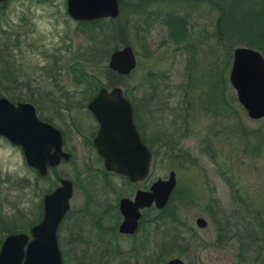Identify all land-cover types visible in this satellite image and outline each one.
I'll return each mask as SVG.
<instances>
[{"label": "rangeland", "instance_id": "1", "mask_svg": "<svg viewBox=\"0 0 264 264\" xmlns=\"http://www.w3.org/2000/svg\"><path fill=\"white\" fill-rule=\"evenodd\" d=\"M121 2L122 8L117 2L118 15L115 20H107L103 26L105 44L100 49L108 50L110 54L123 46H129L136 66L132 73L123 77L109 76L102 71L98 81L105 85L102 88L106 90L119 87L122 92L134 97L137 120L150 145L149 151L158 152L150 169L151 179L164 180L169 171L174 173L175 192L167 203L166 213L174 217L175 230L186 233H183L184 240L175 243L174 250L165 260L175 257L183 264H252V248L244 249L248 247L245 232L256 228L258 222L264 223V117L249 119L237 104L228 82L231 56L219 90H222L223 102L234 114L218 110V114L213 115L210 111H204L205 88L199 86V78L209 59L212 61L213 54L217 57V63L223 53L211 35L215 15L204 14L206 17L194 21L197 26L194 33L196 41H203L207 46L199 44L196 47L195 58L198 62L189 70L195 86L190 90L186 88L189 69V62L186 66V52L175 51L176 47L158 21L171 11L186 19V1ZM139 2L140 6L132 9L131 5H138ZM64 3L65 0L47 3L11 0L0 11L1 29L15 30L20 35L12 67L8 59L0 63L1 97H11L18 84H31L46 91L55 89V84L64 88L72 85L67 66L76 58L78 51L87 46V42L79 34L80 26L67 17ZM148 12H159L160 17L156 19L148 15L146 22H151L152 28L144 34L134 26L142 27V20ZM201 27L207 31L205 38L198 31ZM98 31L97 28L95 33ZM7 41V33L0 32V47H6ZM55 56L57 66L54 65ZM107 58L102 65L106 66ZM3 67L4 78L1 77ZM55 70H58L57 74ZM19 95L22 96V93ZM39 112L41 117L64 126L69 145L79 148L66 118L71 123L79 121L87 125L84 110H74L69 116L63 114L62 119H57L43 107ZM174 129H177L179 140L171 151H174V155L178 154L177 151L186 152L194 160L193 164L188 163L186 158L182 162L164 156L165 148L159 140L162 133H171ZM71 152L73 155L68 163L56 167L53 173L47 175V179L38 180L35 173L24 165L20 151L0 138V234H6L5 225H9L12 228L7 229L13 232L11 234L28 235L33 225L27 233L14 231L19 226L26 229L29 222L34 221V225L39 222L42 216V209L41 215L38 210L41 208V198L57 186L59 179L72 183L69 211L58 228L60 248L65 255L63 264H74L73 252L70 251L74 245L69 240L79 209L87 208L88 225L92 219L99 218L103 227L107 218L101 214L104 202L113 199L112 194H103L104 177L95 169L97 162L93 155L89 151ZM89 163L91 166H88ZM109 179L112 186L122 185L118 178ZM199 217L206 222L204 229L194 225V220ZM212 218L223 229L220 248H216L218 232L215 231ZM88 225L84 226L82 232L84 240L94 237L95 231L89 229ZM77 253L80 251L77 250Z\"/></svg>", "mask_w": 264, "mask_h": 264}, {"label": "water", "instance_id": "2", "mask_svg": "<svg viewBox=\"0 0 264 264\" xmlns=\"http://www.w3.org/2000/svg\"><path fill=\"white\" fill-rule=\"evenodd\" d=\"M2 1L4 0H0ZM65 13L75 22L114 19L118 15L117 2L65 0ZM135 66L136 60L129 46L112 51L106 63L107 69L119 76H127ZM228 82L234 91L237 104L246 116L252 120L263 118L262 56L252 49L234 48L231 51ZM87 110L98 124L92 142L104 170L130 182L144 180L148 175L151 154L138 137L130 104L121 89L119 87L99 89L88 103ZM0 137L11 146L19 147L24 165L39 178H44L48 169L69 159V155L62 149L60 132L38 120L34 108L27 103L13 106L0 98ZM174 187V173L169 171L166 179L157 178L148 192H137L133 202L120 201L121 213L131 214V217L121 225L120 230L135 228L138 208L147 207L151 203L158 209L164 207ZM71 194V182L60 179L50 193L43 195L41 219L30 228L28 235L17 233L4 237L0 245V264H62L55 231L68 210ZM128 207H131L130 212ZM194 225L202 229L205 221L200 217L196 218ZM167 264L182 262L171 259Z\"/></svg>", "mask_w": 264, "mask_h": 264}, {"label": "flooded vegetation", "instance_id": "3", "mask_svg": "<svg viewBox=\"0 0 264 264\" xmlns=\"http://www.w3.org/2000/svg\"><path fill=\"white\" fill-rule=\"evenodd\" d=\"M9 1L11 0H4L0 2V11L7 6ZM27 1L33 3H47L52 0H27ZM64 7H65V3H64ZM22 21L24 20H21V22ZM0 32L2 34L7 33L8 35L7 46L0 47L1 49L0 55H3L4 48H6L7 51L6 59H8L9 61V63L8 61L7 63L10 64L9 66L12 67V63L15 62L14 53L18 52L17 51L19 46L18 38L20 35L15 30L5 31L1 29V27H0ZM54 65L55 66L58 65L56 56L54 57ZM54 73L57 74L58 70H55ZM55 85H56L55 89L50 88L48 89V91H46V90L38 89L36 87H32L31 84H18L15 85L17 88L13 90L14 92L12 93L13 95L11 97L4 98L0 96V98L7 100L13 106L18 103H27L31 105L34 108V112L38 120L51 125L60 132L62 136V149L69 155V159L67 161L60 162L59 165L63 163H68L71 160V157L73 155L72 154L73 152L71 151H89V153L93 155L95 161L97 162V167L95 169L100 173L104 172L108 174V177L104 179L103 194L110 193L113 195L112 197L113 199L109 202L107 201L104 202L101 211V214L107 217L106 221L102 227L100 219L95 218L92 219L88 225L87 224L88 220L86 219V216L89 214V212L87 208L79 209L80 211L78 210L79 213L77 217H75L73 231L71 232V238L69 240V242L73 243L74 245L71 246L72 249H70V251L73 252L72 253L74 260L73 263L74 264H167V262L171 259H178L175 257H171L170 259L165 260V258L168 257L169 254H171V251H173L175 247V227H173L174 217H171L169 216V214L166 213L168 210L166 207L167 203L175 187L170 193L164 207L158 209L154 207L153 203H151L147 207L138 208L137 209L138 218L136 219L135 228L133 230H128L129 228L125 230H120L121 225L131 217V214L128 212H124V214L121 213L120 201L127 200L129 202H133L135 194L137 192H148L152 183H154L155 180L157 179L156 178L152 180L150 174V169L152 168V160H153L152 151H149L151 154V161L149 165L148 175L144 180L130 182L123 177L106 172L102 166V161L96 155L95 152L96 150L92 142L96 134V131L98 129V124L93 118V116L90 114V112L87 110L88 103L96 95L98 91L91 98L86 99L89 96L88 94L89 90H87V88H90V86L88 85L72 83V85H70L68 88H64L59 84H55ZM14 93H17L16 94L17 96H14ZM21 93L22 96L19 95ZM129 104L132 110L133 124L138 134V137L140 141L144 144V146L149 150L150 145L145 144L143 142V137H145V135L143 133L141 124L138 123V121H136L134 118V110H133L134 107L130 102ZM37 107L39 108L43 107L45 109H48V111L53 113L57 119H62L63 114L69 116L71 113H73L74 110H78V109L84 110L86 114L85 116L87 119V125H84L82 123L80 124L79 121L78 122L73 121L71 123L68 117L66 118V122L68 123V125L71 124L70 133L74 135V139L76 138L78 140L79 148L69 145V136L66 133V129L64 128L63 125H62L63 127H61L51 122V120L49 122L46 121L45 120L46 118L40 116V112L39 110H37ZM135 114H136V110H135ZM64 122H62L61 124H63ZM11 147L20 151L19 147H15V146H11ZM58 166H55L53 168L55 169ZM88 166H91V164L89 163ZM50 169H48L47 175ZM109 177H115L120 179L122 185H119L118 187L112 186ZM71 188L73 190L72 183H71ZM130 208L131 207H128L129 212L131 210ZM68 211H69V202H68V210L61 218L55 231L56 244L60 252L62 264L65 261V255L63 254L64 252L63 249L60 248L58 228L61 222L63 221L64 217L67 215ZM87 225L89 229L95 231V233L93 234L94 236L93 238L84 240L82 236V232L85 228L84 226ZM205 227H206V222L204 228ZM222 230H223L222 226L220 225V231L218 234L219 242L216 248H220L221 246ZM179 231L181 238L180 240H184L183 233L185 234L186 232L182 230ZM148 248L150 249V251ZM77 250H79L80 253H77Z\"/></svg>", "mask_w": 264, "mask_h": 264}, {"label": "trees", "instance_id": "4", "mask_svg": "<svg viewBox=\"0 0 264 264\" xmlns=\"http://www.w3.org/2000/svg\"><path fill=\"white\" fill-rule=\"evenodd\" d=\"M150 0H145V2H149ZM156 1V0H152ZM158 1V0H157ZM172 1V0H170ZM186 1V19L185 16L175 14L173 11L167 12L164 18H161L159 24L163 26L167 32L168 38L172 41V44L176 47L175 51L186 52L187 64L189 62V69L186 75V88L192 90L194 88V79L192 77V70L197 64V59L195 58V50L197 45L204 46L205 44L199 41H196L194 37L195 30H197L196 23L194 21L199 18L206 17L208 15L214 14V18L212 20V37L215 38L216 42L222 48V58L220 61L216 63L217 57L213 54L212 61L209 59V63H207L206 69L201 73V78L199 86L204 87V111H210L213 115L218 114V110H221L222 113L225 114H234L232 111L228 110V107L223 102L221 97V91L219 90V85L222 84L223 73L227 69L229 65V59L231 56V51L233 48L237 46L246 47L253 49L260 53L264 60V0H184ZM118 6L122 8L121 0H117ZM142 2V1H140ZM138 5H131L132 9H137L141 3ZM119 8V9H120ZM123 11V10H122ZM121 13V9H120ZM152 15L154 18L158 19L159 12H148L147 16L144 17L143 26L135 25L134 28L138 31L140 30L144 34L150 32L152 26L151 22H146L148 19V15ZM206 16H205V15ZM112 21L115 19H98L90 22H76L79 28V34L84 37L87 42V46L82 48L76 54V58L72 60V62L67 66V72L71 75V81L73 84H84L90 86L87 88L89 96L86 99L91 98L96 91L104 87L98 81V75L105 71L107 75L119 76L107 69V67L103 64L105 59L107 58L109 51L101 50L103 47L104 32L102 29L105 26L106 21ZM210 20V19H209ZM98 28V32L95 33V30ZM200 34H203V38L207 35V31L204 27H201L198 30ZM198 31L196 34H198ZM207 45H205L206 47ZM5 47V45H4ZM105 48V47H104ZM115 49V48H114ZM100 50L102 53L100 54ZM210 51V47L208 48ZM212 53V52H211ZM7 51L4 48L3 55H0V63L4 62L6 59ZM212 57V56H211ZM99 59L98 63L97 61ZM5 68L1 70V77H6ZM132 73V72H131ZM124 97L130 102L134 107V118L136 121L137 117L135 114V104L134 97H131L127 93L123 92ZM40 108L37 107V110ZM46 121H50L49 119H45ZM176 128V127H175ZM259 133V132H256ZM178 134L177 129H174L171 133H162L161 135V143L164 145L165 151H163L164 156L167 158H175L181 160L182 162L186 158L188 163L193 164L194 160L190 158V156L184 151H177V155H174L171 149H174L178 142ZM176 143H175V141ZM143 142L148 144L146 137H143ZM149 145V144H148ZM158 152L152 151V166L155 163ZM54 168L49 170V173L54 172ZM48 173V174H49ZM104 179L108 177V174L101 172ZM38 180H45V178H39ZM50 192V191H49ZM175 192V190L172 192ZM171 195V197H172ZM170 197V198H171ZM169 198V199H170ZM39 214L41 215V208L38 209ZM211 221L215 225V231L219 234L220 231V223H218L214 218ZM26 229L20 228V226L16 227L17 230L14 232L23 231L27 233L29 227L34 225V221L27 223ZM219 224V225H218ZM5 233L0 234V241L3 239L5 235L13 233L10 232L9 225H5ZM248 239V247H251L253 252L252 264H264V223L258 222L256 228L253 230H246L245 232ZM219 235H217L218 237ZM180 231L175 230V243L177 244L178 240H180ZM243 258V257H242Z\"/></svg>", "mask_w": 264, "mask_h": 264}]
</instances>
